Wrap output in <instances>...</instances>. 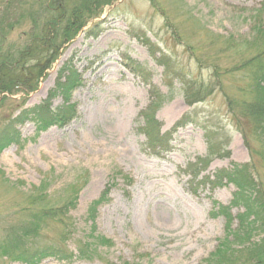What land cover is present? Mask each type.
I'll return each mask as SVG.
<instances>
[{"label": "rangeland", "instance_id": "rangeland-1", "mask_svg": "<svg viewBox=\"0 0 264 264\" xmlns=\"http://www.w3.org/2000/svg\"><path fill=\"white\" fill-rule=\"evenodd\" d=\"M49 3L0 0V57L9 51L16 61L17 52L34 53L35 38L46 34ZM260 12L264 0H114L94 19L101 21L100 33L86 36L87 25L62 44L34 89L1 92L0 136L11 124L19 139L0 146V241L37 209L54 207L64 212L66 228L44 220L32 242L65 247L75 257L50 256L39 264L239 263L247 249L242 238L251 233L256 242L262 227L233 203L234 184L209 179L253 157L219 88L191 104L184 88L187 81L212 80V67L195 55L204 62L220 58L215 38L249 36ZM153 44L170 58L173 73L166 74L149 51ZM70 69L77 74L70 92L76 115L63 126L40 129L34 110L51 95L53 105L61 102L59 83L75 80ZM151 104L163 130L189 115L158 156L143 149L139 130ZM208 142L216 154L197 166L209 158ZM253 163L257 181L263 168L255 157ZM82 241L92 244L84 260L76 257ZM0 264L24 263L0 256Z\"/></svg>", "mask_w": 264, "mask_h": 264}, {"label": "trees", "instance_id": "trees-1", "mask_svg": "<svg viewBox=\"0 0 264 264\" xmlns=\"http://www.w3.org/2000/svg\"><path fill=\"white\" fill-rule=\"evenodd\" d=\"M49 2L46 5L48 19L42 30L46 34L43 38H35L34 42L38 46L34 47V53H29L30 57H26V51L17 52L16 61L14 57L11 59L9 51H5L0 57V65H2L0 93L4 91L10 94L18 91L29 93L34 89L44 69L58 56L60 46L71 40L87 25L90 26L86 29L85 35L96 37L102 28L101 21L94 19L102 15L105 7L114 4V0H49ZM263 15L260 12L251 22L249 36L236 38L233 35H218L215 38L218 44L216 55L220 58L210 55L208 57L210 61L207 60V63L194 54L198 62L212 67L211 77H209L212 80L208 82L194 80L196 82L192 83L187 81L184 88L185 99L191 104L204 99L218 87L225 97L227 111L234 119L236 128L242 134L253 157L251 163L239 166L232 164L231 168L220 169L213 179H209L211 184H220L224 181L234 184L237 190L234 192L233 203L244 208L242 215L248 214L247 216L251 217L249 222L252 224L257 222L262 227V236L256 242H252L255 236L251 233H248V237L242 238V244L246 243L247 249L242 260L237 264H264V18L261 17ZM196 30L199 31L198 28ZM153 47H155L154 44L149 47V51L158 64L163 66L166 74L173 73L175 68L170 58L161 54L159 48L153 49ZM23 58L25 61L35 60L36 62L34 64L20 63ZM219 59L226 64L215 63ZM18 67L24 68L17 69ZM72 72L75 75L74 81L66 80L59 83L60 88L64 89L61 102L53 105L51 95L34 110L33 119L36 120L40 129L63 126L76 115L77 105L72 101L70 92L76 83L77 74L75 70L70 69L68 77ZM151 106L152 104L142 112V125L139 130L145 137L143 149L149 155L158 156L162 151L168 150L175 128L183 126L189 115H183L174 126L163 130L161 122L156 117L155 108ZM9 129L11 132H7ZM18 139V131L9 124L0 136V146L8 145ZM208 144L209 158L198 159L195 163L197 166H206L211 155L216 154V151H212L210 142ZM225 155L228 156L229 152L226 151ZM254 157L259 160L263 168V175L257 169V181L251 173ZM108 192L107 186L94 201L95 208L102 203ZM35 203L38 201L30 200V204ZM64 215L63 211L58 213V208L54 207L46 210L37 209L32 219L22 222L20 228L5 232L4 240L0 241V256L24 264H39L44 258L50 256L58 260L72 261L75 255L65 247L55 245L39 247L32 242L43 230L46 222L44 220L65 225ZM227 217H230V214H227ZM90 247H92L91 243L82 241L77 249V259L87 258Z\"/></svg>", "mask_w": 264, "mask_h": 264}, {"label": "bare ground", "instance_id": "bare-ground-1", "mask_svg": "<svg viewBox=\"0 0 264 264\" xmlns=\"http://www.w3.org/2000/svg\"><path fill=\"white\" fill-rule=\"evenodd\" d=\"M41 86H42V84H41ZM39 93H41V88L39 87L36 91H35V93L34 94H39Z\"/></svg>", "mask_w": 264, "mask_h": 264}]
</instances>
